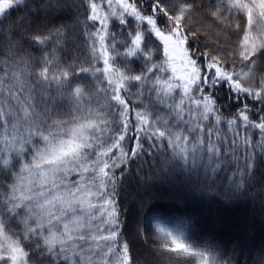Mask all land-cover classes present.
<instances>
[{
	"label": "snow or ice",
	"instance_id": "1",
	"mask_svg": "<svg viewBox=\"0 0 264 264\" xmlns=\"http://www.w3.org/2000/svg\"><path fill=\"white\" fill-rule=\"evenodd\" d=\"M0 264H264V0H0Z\"/></svg>",
	"mask_w": 264,
	"mask_h": 264
},
{
	"label": "trees",
	"instance_id": "2",
	"mask_svg": "<svg viewBox=\"0 0 264 264\" xmlns=\"http://www.w3.org/2000/svg\"><path fill=\"white\" fill-rule=\"evenodd\" d=\"M168 210H169V211H175V209H172V208H169Z\"/></svg>",
	"mask_w": 264,
	"mask_h": 264
}]
</instances>
